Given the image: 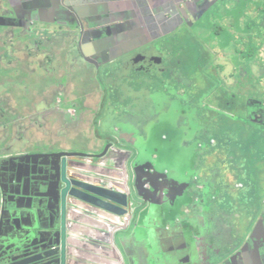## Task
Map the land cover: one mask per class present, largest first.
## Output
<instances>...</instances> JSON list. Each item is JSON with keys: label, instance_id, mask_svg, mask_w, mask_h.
<instances>
[{"label": "crops", "instance_id": "obj_1", "mask_svg": "<svg viewBox=\"0 0 264 264\" xmlns=\"http://www.w3.org/2000/svg\"><path fill=\"white\" fill-rule=\"evenodd\" d=\"M63 1L0 0V27L36 29L41 32L42 39L48 45L47 53H56L64 46L65 43L58 36L67 29L80 31V27H84V40H89L91 37L93 39L100 34V41H104L103 49L94 48L90 41H82L83 43L77 50V56L80 59L87 57L94 60L105 51H109L106 59H113L115 56L125 55L150 44L158 46L161 44L159 46L161 50H170L168 51L169 59L174 61V58L178 57L179 61H174L177 64H186L182 60L185 57L189 64L195 65V72L189 73V78L194 80V84L190 90L180 87L187 97L198 103L201 122L207 121L208 124H205L213 127L208 131L209 140L205 154H213L212 151H215L218 158L223 156V163H228L232 157H234L232 163L234 160L237 163V154L231 150L237 147L239 153L245 154V160L239 167L238 173L251 177L255 187L253 199L246 189L237 192L227 191L219 201V207L222 209L218 208L223 221L218 220L217 224H215L217 221L211 222V213L207 218L204 213L193 212L190 205H185L184 209L182 204L179 210L184 209V214L188 215L182 214L177 219L182 223L192 222V229L196 230H194L195 237L191 239L185 233L184 228H179L175 224L174 219L165 223L167 213L173 211L170 203H162L160 206L142 203L136 211L132 225L127 227V231L119 232L122 244L129 254L128 264H211L214 262L232 264L229 260L226 261L225 255H230L232 259H235L233 264H264V19L261 24L256 23L258 13L264 18V0H187L189 3L194 1L191 6V15L181 12L173 4H168L171 0H65L68 1L67 5ZM175 1L179 4L184 0ZM183 9L185 7L182 5L181 10ZM222 15L223 17L220 18ZM207 21L210 23L207 24ZM54 31L59 32L54 33ZM185 31L197 32L196 39L190 42L193 47L192 53L184 51L185 46L179 45L177 41V38ZM7 40L8 38L4 39V41ZM232 41H239V49H232V46H229V43L234 44ZM4 44L0 63L6 68V64L11 62V59L6 55L7 51L4 52L6 43ZM65 52L64 47L63 53ZM223 53H226V58L222 59ZM227 55L231 60L230 69ZM22 56L23 54L19 57ZM46 56L45 52L41 54V57ZM16 61L20 64V59ZM202 64L208 65V70L203 69ZM220 65H224V68ZM140 76L145 79V88L147 86L157 87L156 80L159 81L158 87L166 90H174V86L177 85L173 83L176 78L171 73L164 74L162 78L144 73ZM129 77L132 78V76ZM167 79H169L168 82ZM3 80H10V78H3ZM202 80H209L212 83L211 92L206 98L207 102L202 98L197 84ZM15 89L20 97L25 95V88L22 90L15 87ZM222 93L229 94L228 96L232 98L230 103H221L216 100V96ZM8 94L4 93L6 95L4 99L9 97ZM16 99L17 97L14 96L13 101ZM10 106L14 109L8 108L7 103L4 106L0 105L2 109L0 129H3L1 124L9 118L5 113L18 112L19 115L14 113V118H9L11 120L7 121L8 124L10 123L15 142L5 139L0 133L2 148L6 144H12L14 149L19 151L14 145L23 143V137L27 138L24 144L40 143V138L44 135L40 134L39 138L27 137L24 129L20 131V125L23 124L20 120L26 121L20 111L25 110L26 107L14 102ZM31 115L34 116L32 111ZM221 116L224 118L222 122L220 121ZM32 121L39 123L35 116L28 122ZM13 123L16 125L12 127ZM220 124L222 127L216 128ZM243 129L250 133L254 132L257 141L250 145L249 142L243 141L239 133ZM217 130L226 136L225 140L216 141ZM94 139L98 140V144L93 146L95 148L102 147L101 141L105 144L103 136ZM112 139L116 142L115 152L124 157L123 162L126 165L125 168L128 169L127 177L132 184V181L138 177L133 165L137 159L144 156L140 150L138 138L131 143L136 148L130 146V143L121 144L116 136ZM236 139H239L238 144ZM89 143L93 142L89 141L79 147H87ZM26 152L34 153L29 148ZM127 152L130 154H126ZM11 153L1 152L3 155ZM152 162L156 163L155 156L152 157ZM232 163L229 164L233 165ZM207 169L209 172L212 170L210 167ZM196 171H199V168ZM231 174L233 175L232 171ZM140 180L142 181V178ZM200 180L202 182H199L196 192L206 197V193L212 188L210 176H201ZM144 187L148 192H152L149 183ZM164 189L167 190V188ZM229 201L236 203L234 207L231 206L236 210L231 208L228 210L232 212L231 216L226 213L227 209L223 210L224 205L226 206ZM251 202L256 203V207ZM247 214H249L247 226L240 227L238 230L242 215L246 217ZM30 217L33 218L32 215ZM27 222L28 220L25 221ZM135 224L147 225L148 229H151L153 239L149 244L144 241V238L138 239L135 234L131 235L133 229L136 228ZM219 226H221V231L217 230ZM117 241L120 242V239L118 238ZM181 243H184L183 248H180ZM119 246L123 248L121 244ZM222 257L223 262H219Z\"/></svg>", "mask_w": 264, "mask_h": 264}, {"label": "rangeland", "instance_id": "obj_2", "mask_svg": "<svg viewBox=\"0 0 264 264\" xmlns=\"http://www.w3.org/2000/svg\"><path fill=\"white\" fill-rule=\"evenodd\" d=\"M263 11V10H262ZM258 13L256 23L261 24L264 19L263 16L260 17ZM223 15L220 17L222 18ZM210 21H207L209 24ZM197 32L185 31L183 35L177 38L179 45H184V51L192 53L193 47L190 42L196 39ZM30 36L26 37L19 35L18 38L7 40V51L6 55L11 59V62L6 64V68L0 63V105H5L11 107L12 102L26 107L25 110L20 111L21 116L26 120H20L23 122L20 125V131L24 129L27 137L39 138L40 134L44 135L40 138V143L36 145H29L25 143L27 141L26 137H23V143H17L14 146L19 149V151L26 152V149H32L33 152H60L68 150L75 151H100L104 149L107 145H110V151L115 154L116 142L112 139L117 137L121 144L131 143L138 138L139 146L141 147L142 154L144 156L154 155V152H159L161 156L158 158L156 156V162H161L167 166L166 176L170 173V168L175 171L181 172L187 179L186 194L185 198L179 200V204L174 211L167 213V219L165 223L170 221H175V224L179 228H184L185 233L191 239L195 237V228L192 229V222L178 221L177 217L187 216L184 214L185 205H190L193 212L204 213L207 218L209 214L212 223H218V220L223 221V217L218 212L219 201L223 198L227 191L237 192L239 190L246 189L251 196L254 198V185L251 181V177L245 176V174L238 173V169L242 166V162L245 160V154L239 153L237 147H233L231 150L236 152L238 159L232 163V159L228 163H223V156L219 158L215 151L213 154H205L207 142L209 140L208 131L213 127L206 125L205 121L204 127L205 132L202 133V137L195 139V126L193 121V114L199 109L198 103L182 92L183 89L190 90L193 87L194 80L189 78V73L195 72V65L189 64L186 58H182L186 64L180 65L176 62L179 61L178 57L173 60L169 59L168 49L162 50L159 59H155L156 66L162 67L165 60L169 59L170 69L166 71H171L176 78L173 82L177 84L174 86V90H166L162 87H158V80L155 81L157 87L145 86V81H140L139 86H135L136 90H131L130 86H106L104 85L100 77L96 74V68L86 63L83 59L77 56V62L71 61L73 65H69L70 62L65 61L62 57L60 60L59 55L63 53L57 50L56 53H47L48 45L42 39L43 36H37L36 40L30 42ZM223 37V36H222ZM0 55L3 53L4 48V35L0 37ZM14 42V46L11 43ZM229 46L232 49H239V41H232ZM161 44H159L160 46ZM22 46L25 47V52H22ZM247 49V48H245ZM46 53V57H41L42 53ZM22 57H19L22 55ZM174 54V53H173ZM58 56V58H57ZM228 57L229 69L230 58ZM223 58H226V53H223ZM17 59H20V64L17 63ZM173 59V57H172ZM204 67V64L201 65ZM224 68V65H220ZM156 77V76H155ZM7 78L10 80H3ZM162 78V77H157ZM129 79V78H128ZM22 80V81H21ZM59 81H63L62 84L64 88H56ZM169 79H167V82ZM136 81L132 82V85H136ZM164 83V81H162ZM198 87L201 91L202 98L207 102L208 94L211 92L212 83L209 80H202L197 82ZM24 90V96L20 97L17 94L15 87ZM181 86V87H180ZM24 87V88H23ZM134 87V86H133ZM139 89H145L150 94L156 97H150L152 104L148 97L145 95L135 93ZM106 90V91H105ZM9 93L7 98L4 99V93ZM36 94H38L36 96ZM158 94H163V100L157 103ZM34 95V96H31ZM229 94H220L216 96L218 102L224 103L232 100ZM14 96L17 97L13 101ZM5 103V104H4ZM154 105V106H153ZM155 109L156 117L150 114L151 109ZM14 109V108H13ZM10 110V109H9ZM11 111V110H10ZM31 111L34 114L37 121H31L34 116L31 115ZM14 113L18 112L12 111L7 112L9 118H14ZM207 112H205L206 114ZM0 114L2 116V109H0ZM123 114V116H120ZM219 115L221 113H218ZM151 117H150V116ZM7 117V118H8ZM129 118L131 128L134 126L135 131L138 134H134L130 130L121 132L118 123L122 121L123 118ZM207 117V116H205ZM7 119L10 121L11 119ZM5 122L2 125L3 129H0V133L8 140L15 142L13 139V131H11L10 123ZM220 121H224L223 116L220 117ZM219 121V123H221ZM7 123V124H6ZM6 124V125H5ZM16 123L12 124V127ZM209 126V127H208ZM147 128L153 141L150 144L146 141L144 128ZM197 127L200 130V124L197 123ZM208 127V128H207ZM222 127L220 124L218 127ZM15 129V128H14ZM125 132V133H124ZM131 132V133H130ZM240 137L243 141L249 142V145L257 141V136L254 132H247L246 129L239 131ZM39 134V135H38ZM98 136H103L105 144L101 141L102 147L95 148V144H98V140L94 138ZM177 137V138H176ZM107 138V139H106ZM101 139V138H99ZM226 136L219 130L216 132V141L225 140ZM17 140V139H16ZM89 143L87 147L80 148L83 144ZM217 146V145H216ZM136 148V147H135ZM155 148V149H154ZM138 150V149H137ZM139 153V150H138ZM130 154V153H126ZM232 163L233 165H230ZM204 167V168H203ZM207 167L212 168L209 172ZM199 168V171L196 169ZM233 172V175L231 174ZM55 171H52V173ZM175 173L174 171H171ZM56 173V172H55ZM197 177H196V176ZM201 176H210L211 189L206 193V197L202 193H197V187ZM164 183L169 186L172 190L174 196L177 195L175 189H173L169 181L161 177ZM202 197L200 200H198ZM199 202H198V201ZM252 203V202H251ZM183 204V210H179L180 206ZM236 203L229 201L226 206L224 205L223 210H226L229 216L232 212H228L231 208L236 210L231 206H235ZM256 203H252L255 206ZM230 205V206H228ZM199 207V208H196ZM256 207V206H255ZM168 209V208H166ZM189 209V208H188ZM187 209V210H188ZM205 209V210H204ZM222 209V208H220ZM238 210V209H237ZM239 211V210H238ZM244 213V211H243ZM250 216L253 218V215ZM174 215V218H173ZM176 216V217H175ZM247 214L238 223V230L240 227L247 226ZM228 218V217H227ZM244 223V225H242ZM242 225V226H241ZM172 226V225H171ZM192 229V231H190ZM221 231V226L217 228ZM216 230V231H217ZM133 232L131 235H134ZM180 248H183L184 243H181Z\"/></svg>", "mask_w": 264, "mask_h": 264}, {"label": "water", "instance_id": "obj_3", "mask_svg": "<svg viewBox=\"0 0 264 264\" xmlns=\"http://www.w3.org/2000/svg\"><path fill=\"white\" fill-rule=\"evenodd\" d=\"M63 3L67 5L68 1ZM193 3L184 0L176 4L175 0H171L168 4L191 15ZM182 5L185 7L183 10ZM83 30L84 27H80V31L67 29L60 33L58 37L65 43L60 51L63 52L64 47L66 50L59 55L60 60L63 56L67 62H77L74 52L77 54L83 42L90 41L94 48L103 49L104 41H100V34L84 40ZM2 35L4 39L30 36V42L34 43L41 32L26 27L5 26L0 27V37ZM4 42L7 47V41ZM145 48L153 51L151 57L141 51ZM159 49L158 45L150 44L113 59H106L109 51H105L94 60L87 57L83 60L96 68V74L104 85L122 89V86H130L131 90H136L138 87L135 86L145 81L140 76L143 74L140 68L149 58L158 60L159 57L155 56ZM19 50L25 52V47L17 52ZM79 51L83 55L82 49ZM133 81L137 82L136 85H132ZM144 91L139 89L136 95ZM124 123L123 118L118 124ZM130 124L127 123L125 128L129 129ZM125 130L120 128V131ZM2 146L0 142V148ZM110 148L107 145L97 152L67 150L34 153L17 151L12 144L2 148V153H12L3 155L0 152V264L129 263V254L119 232L127 231V227L132 225L142 203L160 206L168 202L175 207L177 201L183 198L184 189L175 186L177 195L173 196L171 188L155 177L152 160L145 165L142 158L133 165L137 179L129 183L124 157L118 152L114 154ZM148 183L152 192L144 187ZM135 225L133 232H136L137 238H144L149 244L153 239L151 229L147 225ZM225 256L226 261L235 263L230 255ZM219 262H223V257Z\"/></svg>", "mask_w": 264, "mask_h": 264}, {"label": "trees", "instance_id": "obj_4", "mask_svg": "<svg viewBox=\"0 0 264 264\" xmlns=\"http://www.w3.org/2000/svg\"><path fill=\"white\" fill-rule=\"evenodd\" d=\"M156 56H157V54H156ZM135 95H136V93H135ZM143 95H145V97L149 98V101H150L151 104H152V101H151L150 97H156V96L150 94L148 91H144ZM163 97H164L163 94H161V95L158 94L157 100H156L157 103L161 102L163 100ZM150 114L153 115L154 117H156L155 116L156 115V111H155L154 108L150 110ZM124 119H125V123L124 124H118V126L120 128H123V129H126V130H130L132 133L138 134L137 131H135L134 126L132 128L130 127L129 129L125 128V125H127V123H129L130 120L127 117H125ZM199 119H200V115H199L198 110H197L193 114V121H192L194 123V126H195V139L198 138V137H202V133L206 131L204 125L199 122ZM197 123H199L200 126H201L200 130L197 127ZM144 132H145L146 141L148 142V144H150V141H153V139L151 137V133L146 127L144 128ZM236 141H237V144H238L239 139H236ZM153 142H155V141H153ZM153 156H155V157L157 156L159 158L161 156V154L159 152H154V155H149V156H147L148 158H146V156L145 157L142 156L141 158L143 159V164H145V165L148 164L149 161L152 160ZM166 169H167L166 165H164L161 162L157 161L155 163V169H154V172L156 173L155 177L158 178V179H160L161 177H164V179L169 181V184H173V187H172L173 189L176 188L175 186H181L184 189V191H183L184 195L182 197L185 198V194H186V190L185 189H186V186H187L188 182H187L186 177L182 174L184 172L181 171L179 173H176L174 170H170L169 175L166 176ZM171 171H174L175 173H173ZM160 180H162V179H160ZM163 182H165V181H163ZM173 196H174V194H173ZM183 198H181V199H183ZM179 202H180L179 200L177 201V203L175 202L176 205H175V207H173V211L177 208V205L179 204Z\"/></svg>", "mask_w": 264, "mask_h": 264}, {"label": "flooded vegetation", "instance_id": "obj_5", "mask_svg": "<svg viewBox=\"0 0 264 264\" xmlns=\"http://www.w3.org/2000/svg\"><path fill=\"white\" fill-rule=\"evenodd\" d=\"M210 17V16H209ZM186 26V25H185ZM186 28L189 29V27L186 26ZM146 56L148 57H151L152 56V53L153 51L148 49V48H145V49H142L141 50ZM140 51V52H141ZM162 50L159 49V52L157 54L156 57H159L160 56V53H161ZM156 59V58H155ZM155 59L151 60V58H149V60L147 61V63L145 64V66L143 68H140L143 70V73L144 74H147V75H152V76H156V77H163L164 74H167V73H171L172 76H174L175 73H172L171 71H166L164 72L166 69H170V64H169V59L168 60H165V63L162 67L160 66H156V63L154 62ZM75 62V61H74ZM69 65H73V63L70 62ZM92 66V65H91ZM203 69L205 70H208V65L204 64V67ZM63 81H59V83L56 85L58 89L60 88H64L62 87L63 84H62ZM1 104V103H0ZM199 115H200V119H199V122L201 124H203L201 122V114L200 112L198 111ZM130 183V182H129ZM171 187H173V184H170Z\"/></svg>", "mask_w": 264, "mask_h": 264}]
</instances>
